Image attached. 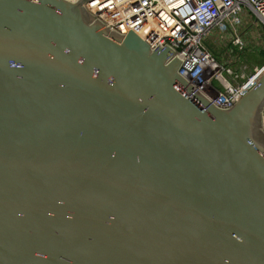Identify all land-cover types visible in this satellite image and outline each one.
Listing matches in <instances>:
<instances>
[{
  "label": "water",
  "instance_id": "95a60500",
  "mask_svg": "<svg viewBox=\"0 0 264 264\" xmlns=\"http://www.w3.org/2000/svg\"><path fill=\"white\" fill-rule=\"evenodd\" d=\"M84 2L0 0V264H264V74L194 99Z\"/></svg>",
  "mask_w": 264,
  "mask_h": 264
},
{
  "label": "built area",
  "instance_id": "2783aa9c",
  "mask_svg": "<svg viewBox=\"0 0 264 264\" xmlns=\"http://www.w3.org/2000/svg\"><path fill=\"white\" fill-rule=\"evenodd\" d=\"M84 7L112 31L133 32L154 50L171 49L170 58L182 60L180 74L192 86L188 93L194 99L198 92L217 107L230 108L264 74V63L246 72V64L239 70L223 62L208 41L214 37L227 44L240 64L246 50L241 15L249 9L264 26V0H85Z\"/></svg>",
  "mask_w": 264,
  "mask_h": 264
},
{
  "label": "rangeland",
  "instance_id": "374dc122",
  "mask_svg": "<svg viewBox=\"0 0 264 264\" xmlns=\"http://www.w3.org/2000/svg\"><path fill=\"white\" fill-rule=\"evenodd\" d=\"M248 18L246 21L249 23V32L250 35L255 37L257 40L259 37H264V26L257 20L256 17L249 11V9H245L244 14L241 15V18L244 20ZM240 56V60L242 61L239 65H237V69L241 70V67L246 64L247 69L246 72L252 70V68L256 65H261L264 63V44H261L260 47L255 46L254 49L249 48L244 51ZM216 84V82H214ZM219 86V85H218Z\"/></svg>",
  "mask_w": 264,
  "mask_h": 264
},
{
  "label": "crops",
  "instance_id": "0c3cea01",
  "mask_svg": "<svg viewBox=\"0 0 264 264\" xmlns=\"http://www.w3.org/2000/svg\"><path fill=\"white\" fill-rule=\"evenodd\" d=\"M247 19H248L247 17L244 20L242 19L239 25L243 37L246 40V50H248L249 48L254 49L256 45L257 47H260L261 44H264V37H259L257 40H255V37L250 35L249 26H248L249 23L246 21ZM208 41L211 49L213 50V52H215L217 58L235 67L239 65V61L230 53H228L229 50L228 51L226 50L227 44L225 45L224 42H220L216 40L214 37H211Z\"/></svg>",
  "mask_w": 264,
  "mask_h": 264
}]
</instances>
